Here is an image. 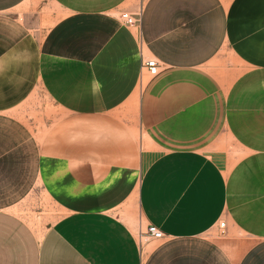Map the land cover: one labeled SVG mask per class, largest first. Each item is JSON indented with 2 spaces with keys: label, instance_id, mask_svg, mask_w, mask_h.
<instances>
[{
  "label": "crops",
  "instance_id": "crops-1",
  "mask_svg": "<svg viewBox=\"0 0 264 264\" xmlns=\"http://www.w3.org/2000/svg\"><path fill=\"white\" fill-rule=\"evenodd\" d=\"M42 93L34 177L68 213L1 203L0 264H264V0H0V121Z\"/></svg>",
  "mask_w": 264,
  "mask_h": 264
},
{
  "label": "rangeland",
  "instance_id": "rangeland-1",
  "mask_svg": "<svg viewBox=\"0 0 264 264\" xmlns=\"http://www.w3.org/2000/svg\"><path fill=\"white\" fill-rule=\"evenodd\" d=\"M37 8L38 4L32 5V9ZM147 79L145 77V81ZM55 106L43 93L34 94L16 114L4 116L0 121V204H9L10 211L24 218L40 234L47 232L68 213L59 210L45 192L39 189V181L34 177L37 173L34 160L38 144L51 125L63 116L57 113ZM7 121H10L8 125ZM24 173L27 185L31 182L32 188L29 186L25 194H17L16 187L22 185L24 180L21 177ZM122 217L139 240L146 244L147 228L136 201Z\"/></svg>",
  "mask_w": 264,
  "mask_h": 264
},
{
  "label": "built area",
  "instance_id": "built-area-1",
  "mask_svg": "<svg viewBox=\"0 0 264 264\" xmlns=\"http://www.w3.org/2000/svg\"><path fill=\"white\" fill-rule=\"evenodd\" d=\"M122 21L130 27H137L141 23V15L135 16L130 13H123L121 15ZM143 70L146 71L149 76L155 77L160 73V64L155 58H144ZM227 224L225 221L221 222L219 229L224 234L226 232ZM147 239L149 240H161L164 239V233L155 226H149L147 229Z\"/></svg>",
  "mask_w": 264,
  "mask_h": 264
}]
</instances>
